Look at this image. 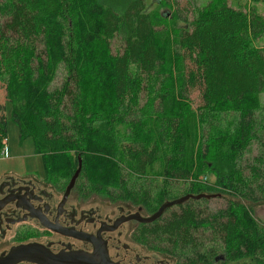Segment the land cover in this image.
<instances>
[{
	"label": "trees",
	"instance_id": "1",
	"mask_svg": "<svg viewBox=\"0 0 264 264\" xmlns=\"http://www.w3.org/2000/svg\"><path fill=\"white\" fill-rule=\"evenodd\" d=\"M148 8L0 0V146L7 106L59 191L79 162L80 198L109 191L148 215L165 201L213 195L220 207L188 199L138 224L132 239L174 264H264V227L240 202L264 203V14L214 0L176 27V11ZM53 60L65 77L49 91Z\"/></svg>",
	"mask_w": 264,
	"mask_h": 264
},
{
	"label": "flooded vegetation",
	"instance_id": "2",
	"mask_svg": "<svg viewBox=\"0 0 264 264\" xmlns=\"http://www.w3.org/2000/svg\"><path fill=\"white\" fill-rule=\"evenodd\" d=\"M63 191L59 199H54L46 182H39L33 178L0 180V239L7 234L6 236L13 237L15 243L6 251H0V254L19 244L36 243L46 247L53 254L62 251L89 255L93 251V246L90 242L80 239L85 235L94 238L98 236L105 244L108 259L113 263L147 264L146 259H140L135 249L143 247L151 252L150 258L156 260V264H171L159 258L156 252L132 239L137 225L141 223L127 221L113 227L117 219L132 213L105 218L95 208L77 209L69 200L72 189L62 200ZM140 211L138 207L135 212L142 216ZM128 222L135 223L129 232L130 240L137 245L132 248L120 243V236L123 234L120 228ZM52 228L59 232L52 231Z\"/></svg>",
	"mask_w": 264,
	"mask_h": 264
},
{
	"label": "rangeland",
	"instance_id": "3",
	"mask_svg": "<svg viewBox=\"0 0 264 264\" xmlns=\"http://www.w3.org/2000/svg\"><path fill=\"white\" fill-rule=\"evenodd\" d=\"M214 0H147V5L149 6L148 9L150 10H156L157 13H162L164 11L168 12H177V20L173 23L176 27H180V25L183 23L181 20L184 17L190 18V10L202 8L206 4L213 2ZM227 4L230 6H234L237 8H242L244 6H247L248 8L252 9L259 13L264 14V5L261 4H252L249 0H226ZM3 23V20H0V24ZM117 45L116 41H112L110 44V49L112 52L115 51V47ZM257 46H263L264 47V35L261 37L260 40L256 42ZM47 77L49 78V81L47 83V87L49 91H52L53 89H58L63 82V79L65 77L64 72V65L57 61H49L47 64ZM46 86V85H45ZM36 88H40V86H37ZM2 94V90L0 88V95ZM259 104L264 108V94H260L258 96ZM188 101L192 106L198 105V96L196 92H190L188 95ZM6 131H5V139H4V147H5V158L6 156L10 155H16V156H22L24 159L19 158L17 159V164L22 169H25V173L32 175L33 179L39 182H46L47 187L52 194V197L55 199H59L61 196L62 191L57 190L54 188L53 185L48 184L47 181L44 180L43 176L45 171H43V165L42 160L40 156L36 155L33 151L32 141L30 138L24 139L19 141L17 136V131L14 123L10 119V112L9 107L6 106ZM2 147V146H1ZM257 148L252 146L251 153L248 158L251 156H254L256 154ZM1 156H4L1 154ZM43 178V180H42ZM44 185V184H43ZM128 187H130V184H128ZM131 188V187H130ZM185 185L179 184L178 185V193L185 190ZM138 190L137 187L134 188V191ZM104 194H96L91 193L88 197L85 199L81 198L78 195V193L71 191L69 194V200L73 203V205L76 206L77 209L82 208H95L97 212L104 215L105 218H112L117 215H126L129 213H133L137 211L138 207L140 208V214L142 216L148 215L143 208L140 206H134L130 204L128 201H121L116 199H110L108 197V194H110L109 191ZM217 198V197H216ZM214 196L208 203V208L215 209L217 207H220L221 204H223V200L216 199ZM83 199V200H82ZM244 204V206L251 208V216L256 221V224L258 226L264 227V203H257L256 205H252L250 203H245L240 201ZM135 226L134 222H128L122 225L120 228V232H123V234L120 236V243L129 245L131 248L133 246H137L134 244L130 238H129V232L130 229ZM7 235V234H6ZM3 239H0V251H6L11 245H14L13 237H10V235L6 236ZM19 241V240H18ZM29 241V240H28ZM135 249L138 252V255L141 258L146 259L147 264H152L156 260H152L151 252L146 250L143 247H135ZM157 256L161 258L162 260H166L168 262H171V264H174L175 261L173 258H169V256L161 253H157ZM151 257V258H150ZM158 258V259H159Z\"/></svg>",
	"mask_w": 264,
	"mask_h": 264
},
{
	"label": "water",
	"instance_id": "4",
	"mask_svg": "<svg viewBox=\"0 0 264 264\" xmlns=\"http://www.w3.org/2000/svg\"><path fill=\"white\" fill-rule=\"evenodd\" d=\"M80 169V163L78 162V167L75 170L73 176L70 178L68 185L65 187L62 200H64L69 191L72 189L74 179L76 178ZM213 195H185L181 198L172 201L163 202L158 209L151 215L142 217L138 212L129 214L125 217H121L114 222L113 227L116 224H120L127 221H136L138 223H150L158 218L163 211L173 205L180 204L188 199H199V198H209ZM52 231L59 232L57 229L52 228ZM74 236V235H72ZM78 237V236H75ZM82 240L88 241L93 246V251L91 254L86 255L80 252H58L51 253L48 249L40 244L27 243L19 244L11 247L6 253L0 254V264H116L108 259L105 244L97 236L96 238L91 236H85L80 238Z\"/></svg>",
	"mask_w": 264,
	"mask_h": 264
},
{
	"label": "crops",
	"instance_id": "5",
	"mask_svg": "<svg viewBox=\"0 0 264 264\" xmlns=\"http://www.w3.org/2000/svg\"><path fill=\"white\" fill-rule=\"evenodd\" d=\"M19 158L24 159V157L16 156V155H10V156L7 155L6 158L5 155L4 156L0 155V180L2 179L23 180L27 178H33L32 175L25 173V169H22V165L21 168L19 167V165L17 164V159Z\"/></svg>",
	"mask_w": 264,
	"mask_h": 264
},
{
	"label": "built area",
	"instance_id": "6",
	"mask_svg": "<svg viewBox=\"0 0 264 264\" xmlns=\"http://www.w3.org/2000/svg\"><path fill=\"white\" fill-rule=\"evenodd\" d=\"M4 144H5L4 142L1 143V146H2V147L0 146V155H1V154H2V155H5V147H4Z\"/></svg>",
	"mask_w": 264,
	"mask_h": 264
}]
</instances>
